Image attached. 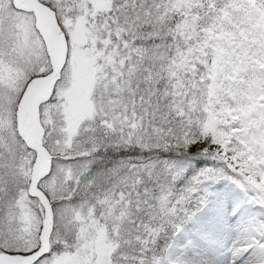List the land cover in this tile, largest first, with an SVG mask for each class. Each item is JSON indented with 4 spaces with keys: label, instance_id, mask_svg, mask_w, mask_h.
Returning a JSON list of instances; mask_svg holds the SVG:
<instances>
[{
    "label": "snow or ice",
    "instance_id": "6c2138e0",
    "mask_svg": "<svg viewBox=\"0 0 264 264\" xmlns=\"http://www.w3.org/2000/svg\"><path fill=\"white\" fill-rule=\"evenodd\" d=\"M0 264H264V0H0Z\"/></svg>",
    "mask_w": 264,
    "mask_h": 264
}]
</instances>
